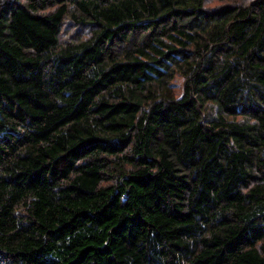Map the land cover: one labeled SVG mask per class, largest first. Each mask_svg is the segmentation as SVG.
<instances>
[{
	"label": "trees",
	"instance_id": "1",
	"mask_svg": "<svg viewBox=\"0 0 264 264\" xmlns=\"http://www.w3.org/2000/svg\"><path fill=\"white\" fill-rule=\"evenodd\" d=\"M0 264H264V0H0Z\"/></svg>",
	"mask_w": 264,
	"mask_h": 264
},
{
	"label": "rangeland",
	"instance_id": "2",
	"mask_svg": "<svg viewBox=\"0 0 264 264\" xmlns=\"http://www.w3.org/2000/svg\"><path fill=\"white\" fill-rule=\"evenodd\" d=\"M178 82V80H176Z\"/></svg>",
	"mask_w": 264,
	"mask_h": 264
}]
</instances>
